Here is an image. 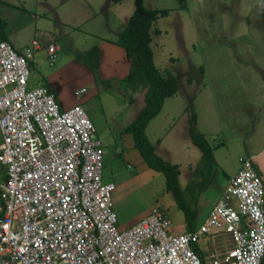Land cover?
<instances>
[{
    "label": "rangeland",
    "instance_id": "374dc122",
    "mask_svg": "<svg viewBox=\"0 0 264 264\" xmlns=\"http://www.w3.org/2000/svg\"><path fill=\"white\" fill-rule=\"evenodd\" d=\"M143 3L147 8L169 10L154 21L150 45L155 65L178 80L177 93L165 99L146 134L158 155L178 164L184 197L202 221L228 185V176L237 172L239 157L254 149L252 137L264 119V112L258 111L264 108V0ZM134 6L135 0H0L4 36L0 40L7 38L25 57L28 88L43 85L44 78L52 76L58 85L57 101L83 107L102 143L104 180L115 185L113 210L116 213L120 207L129 220L150 207L174 211L164 175L147 167L134 147L133 135L124 131L143 108L144 94L119 85L121 72L106 73L113 67L107 57L114 54L107 45L120 48L116 40ZM156 28L159 34L154 33ZM33 40L42 46L40 50L34 49ZM49 42L57 46L53 65L45 50ZM93 46L101 48L97 76L77 58ZM24 47L32 50L31 58L24 54ZM101 80L110 81V87ZM83 88V93L76 94ZM193 113L195 132L213 147L215 165L210 174L201 151L189 138ZM116 158L123 172L111 176L110 171L119 166ZM202 207L207 210L200 212Z\"/></svg>",
    "mask_w": 264,
    "mask_h": 264
},
{
    "label": "built area",
    "instance_id": "2783aa9c",
    "mask_svg": "<svg viewBox=\"0 0 264 264\" xmlns=\"http://www.w3.org/2000/svg\"><path fill=\"white\" fill-rule=\"evenodd\" d=\"M46 49L53 65L56 46ZM28 80L25 57L0 40V264H204L194 245L224 236L232 246L209 264H261L264 183L250 157L197 229L172 233L162 206L120 228L95 126L80 104L62 108Z\"/></svg>",
    "mask_w": 264,
    "mask_h": 264
},
{
    "label": "trees",
    "instance_id": "16d2710c",
    "mask_svg": "<svg viewBox=\"0 0 264 264\" xmlns=\"http://www.w3.org/2000/svg\"><path fill=\"white\" fill-rule=\"evenodd\" d=\"M111 1L117 3L122 0ZM168 14L169 10L166 8H147L143 0H135L134 10L116 40L118 46L124 49L125 57L129 62L127 74L118 80L119 85L123 86L125 90L143 92L145 100L143 108L135 119L126 126L124 131L133 135L134 147L138 150L142 161L147 167L164 175L166 191L171 193L175 203L182 208L187 226L193 230L195 228L196 209L184 197L178 180L179 166L158 155L155 146L146 134L147 125L160 113L165 99L174 96L178 91L177 78L169 71L162 72L155 65L153 50L150 45L154 21L158 17ZM154 33L159 34L160 30L154 29ZM0 37L4 39L1 33ZM77 58L86 64L94 75H99L100 49L98 46H93L86 54L77 56ZM100 82L108 88L111 85L108 80H101ZM48 90L52 92V89L48 88ZM132 99L130 98V100ZM195 121L196 114L193 113L188 126L189 138L193 145L201 151L202 158L207 162L208 174H210V169L215 165L213 147L202 133L195 132ZM261 264H264V257Z\"/></svg>",
    "mask_w": 264,
    "mask_h": 264
},
{
    "label": "crops",
    "instance_id": "0c3cea01",
    "mask_svg": "<svg viewBox=\"0 0 264 264\" xmlns=\"http://www.w3.org/2000/svg\"><path fill=\"white\" fill-rule=\"evenodd\" d=\"M128 18H127V20H128ZM5 40L8 41L7 38ZM49 43H52V42H49ZM107 46H111L114 49V54L111 53V57H107L108 58L107 61L110 60L109 63L110 62L113 63L112 64L113 67H112V70L111 71L106 72V73L109 74V75H112V73H115V74L117 73L119 75V72H121L122 75L127 74L128 70H129V62H128V60L125 57V51H124V49L123 48L121 49V47L120 48L119 47H116L117 45H115V46L114 45H107ZM46 47H47V45H46ZM46 47H45V50H46V54L48 55ZM41 48H42V46L41 45H38V47L35 48V50H40ZM24 49H25V47L22 50L24 51ZM100 51H101V48H100ZM17 52L20 53L21 51L17 50ZM106 64H108V63H106ZM102 66H104V65H102ZM51 77L52 76H49L48 78H44L45 79L44 80L45 83L43 85H40V86H44L47 89L48 88L52 89L51 91L56 96L57 95V87H58V85H57L56 81H54V79L51 78ZM261 100L264 101V95L262 96ZM75 104H76L75 102H72V103H68V102L67 103H62V101L60 103V105H61L62 108H69V107H71V106H73ZM256 106H257V109H258L259 108V104H257ZM258 111L259 112H264V108L261 107V108H259ZM263 117H264V115H263ZM252 145L254 146V149L248 151V154H247V156L245 158L250 157L252 159L253 164H254V167H255V170L259 174V176L261 177V179H262V181L264 183V119H263L262 125L258 129V132L256 133L255 136L252 137ZM116 150H117V153H120L121 152V149L119 147H117ZM240 159L242 160L244 158L239 157V163H240L239 168L241 166V160ZM114 161L119 166L118 167H115L114 171H110V175L111 176H113L115 174H121L123 172V168L120 167L119 162H117V158ZM112 164H113V162H112ZM239 168L237 169V171L239 170ZM124 171H125V169H124ZM234 175H232L230 177L228 176V181H230V179ZM5 179H6V167H4V166H2L0 164V184L3 183ZM103 179H104V177H103ZM106 181H108V180H106ZM227 186H226V188H227ZM226 188H222V190H221V196L224 193V191L226 190ZM171 203L173 205L171 207V209H174V211L172 212L173 214H171L169 212V209L167 207H161V208H164L167 211L168 215H169V219H170V231L172 233H184V232L193 231V230L197 229L198 226L206 219V217L210 213L211 209L213 208V206H211V207H208L207 208L208 210H207L206 207H202L203 209L201 208V211L200 212L204 211V209L207 210V211L205 210L206 211L205 216L203 217V220L202 221H199L198 218H197V213H196L195 228L193 230H191L187 226V221H186V218H185V215H184V212H183L182 208L179 207L175 203V201H171ZM113 206H114V201H113ZM152 208L153 207L148 208L141 215H138L136 217L133 216L132 219L129 220L127 218V216H125V215L122 214L121 208L118 207V212H116V216H117V220H118L119 227H121V228H127V227L133 225L134 223H136L137 221H139L141 218H143L144 216H146L151 211ZM120 223H121L122 226H120ZM231 246H232V242H231L230 238L228 236H224L223 238H220L219 237L218 240L215 239V238H213V237L212 238L210 237L207 240H202L199 244H195L194 245V248H195L196 252L200 255L201 259L203 260V263L204 264H209L210 259H211V257H212L213 254H217V253H220L222 251H225V250L229 249Z\"/></svg>",
    "mask_w": 264,
    "mask_h": 264
}]
</instances>
